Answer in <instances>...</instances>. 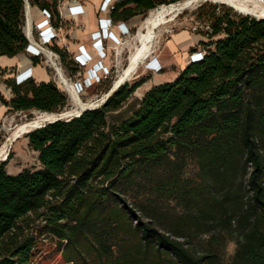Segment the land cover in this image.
<instances>
[{"label":"trees","instance_id":"16d2710c","mask_svg":"<svg viewBox=\"0 0 264 264\" xmlns=\"http://www.w3.org/2000/svg\"><path fill=\"white\" fill-rule=\"evenodd\" d=\"M178 1L125 0L114 16H146ZM28 2L57 14L58 0ZM236 15H211L203 58L146 91L130 117L107 123L147 81L26 134L38 168L12 175L11 155L0 161V264H34L44 234L64 264H264V18ZM25 18L24 0H0V56L27 54ZM10 88L9 103L0 94L9 112L69 110L52 80ZM189 159L199 168L195 178L184 177ZM151 172L154 199L133 207L112 201L124 179ZM229 242L236 247L226 262Z\"/></svg>","mask_w":264,"mask_h":264},{"label":"rangeland","instance_id":"374dc122","mask_svg":"<svg viewBox=\"0 0 264 264\" xmlns=\"http://www.w3.org/2000/svg\"><path fill=\"white\" fill-rule=\"evenodd\" d=\"M151 11H149L147 15L144 16L142 22H144L146 17L149 16ZM237 12L226 4L212 3L209 1L199 2L197 5L187 7L186 10L184 9L182 13L178 14L179 16L177 15L174 21L161 25L155 31L154 34L156 43L150 59L147 60L146 62L144 60L143 63L139 66L138 71H136V73L131 76L130 80L129 79L128 81L126 80L127 82H125V84H128L129 86H133L134 83L139 81H147V82H145L141 87H139L129 97V99L122 105V107L119 110L110 112L108 114L107 123L109 125L117 124L120 121L130 117L136 111V109L139 107V103L145 93V90L149 87L148 86L149 81L152 84L156 81L155 77H152L153 75L162 74L161 80H165L166 78H169L168 72L165 70V67L161 63L160 64L163 67V69L160 72H150L148 70L149 67L148 64L151 59L153 58L158 59L162 55L159 53L163 49V45L168 41V39H171V36H173V34L182 31H189L193 34L204 36L205 31L201 30V27L207 24V22L210 20L211 15L213 14L223 15L224 13H229L232 16H237L236 15ZM141 25L131 30L129 35L126 37V40L124 39L125 43H123V45L118 47L119 56H115V51L114 50L112 51V55H111L112 64L110 66H106L108 72L103 82H101L100 84H93V86L88 87L86 92H84L83 94H79L80 99L83 102L87 103V102H95L97 100H100L104 96V94L111 89L113 84L120 79V74L122 69L127 68L129 66V57L130 54H132V52L135 49V44L137 43L136 38H138L136 36L138 35V31L141 28ZM64 36L65 33L63 30L60 33V38L64 40ZM47 64H49V62ZM60 68L65 78H67V80H69L71 83L73 82V84L78 80L81 83H84L86 79L85 77L88 76L87 68L80 71L79 75L67 69L65 65L62 63V61ZM47 70L51 80L54 81L55 84L58 85V87L61 90H63L69 97L70 99L69 110H74L76 105L73 102V99L70 97L69 93L62 88V84H60L59 82L58 72H56L52 67L49 68L48 66H47ZM31 114L32 115L30 116L27 114H20L16 116V120L11 125V127L9 126V129L14 128L13 130L15 131L18 128V126H20L21 124H25L26 122L33 120L37 114L35 113V111L31 112ZM13 142H11V144H9L8 146V156L11 151V149L9 148H11ZM12 151H13L12 153L13 156L17 154V159L12 161L9 164V166L6 167L9 174L15 175L24 169H36L38 168V166H40L36 154L33 153L30 150V148L27 146L26 139H20L19 141L15 142ZM198 169L199 168L196 165V162L192 159H189L183 171L184 177L195 178ZM155 174L156 172L155 173L151 172L148 173L146 176H143L144 174L135 173L132 176L124 179L120 184H118L115 196H112V201H119L120 199H124L129 207H133L135 205H138L140 202L154 199L155 198L154 185L156 183L155 178L157 176V174L156 175ZM158 201L161 202V200ZM168 206L170 209H175L176 211L180 210V208L176 207L174 201H168ZM137 213L140 214V212ZM235 247L236 246L233 242H229L227 244L226 254L224 257V260L226 262L230 260L231 256L235 251ZM34 253H35L34 264H64L63 260H61V251L59 250L57 244L55 243V241H52L46 234L38 238V245Z\"/></svg>","mask_w":264,"mask_h":264},{"label":"crops","instance_id":"0c3cea01","mask_svg":"<svg viewBox=\"0 0 264 264\" xmlns=\"http://www.w3.org/2000/svg\"><path fill=\"white\" fill-rule=\"evenodd\" d=\"M104 0H77V2L65 1L67 6L63 10V17L65 19L64 26V40L60 39L58 42V47L62 50L68 51L67 55L69 58L73 55L79 54V48L83 46L84 52L87 56L93 57V63L100 60L92 40V33L99 30V21L101 19L112 18L117 23H125L126 26L133 30L141 25L142 19L144 16L141 14H136L128 18H116L114 16V10L112 12H102L101 6ZM125 0H117L116 7L121 5ZM64 4V5H65ZM133 4H130L129 7H133ZM71 7V9L69 8ZM122 11L119 9V12ZM28 16L30 21L34 24L43 20V16L40 8L37 6L29 5L28 7ZM114 33L117 36H120V32L117 28L113 29ZM207 39L202 35H196L189 31H182L179 33L173 34L171 39L163 45V49L159 54H162L158 59L159 62L165 67V70L168 72V77L165 80H161L162 74H155L152 77H155V82L152 84L149 81V87L145 90L148 91L151 87L155 85L162 84L165 82L175 80L178 75L188 66V55L194 51H200L202 46L201 42H206ZM106 56L103 59L104 65L110 66L112 64V51L115 48V43L111 40L104 41ZM32 68L33 76L37 82H48L51 80L47 68L42 64H34L31 62L28 54H21L14 57L0 56V94L4 100L9 103L14 98V93L10 88V84L14 83V78L16 74L21 73L22 71ZM11 109L10 105H7L0 101V147L9 146L11 142L7 141L13 133V129H9V126L14 123L16 116L20 115L19 113L9 112ZM10 124V125H9ZM8 138V139H7ZM22 139V138H20ZM18 139L17 141H19ZM27 146L29 147V142L27 138ZM16 141V142H17ZM4 143V144H3ZM11 145V159L9 164L17 159V154L12 155L13 145ZM30 148V147H29ZM30 150L36 154L38 158V153ZM8 172V171H7Z\"/></svg>","mask_w":264,"mask_h":264},{"label":"built area","instance_id":"2783aa9c","mask_svg":"<svg viewBox=\"0 0 264 264\" xmlns=\"http://www.w3.org/2000/svg\"><path fill=\"white\" fill-rule=\"evenodd\" d=\"M24 1L26 18L23 32L25 33V36L28 40L26 52L29 57L39 58L41 60V64L44 65L45 68H47V66L49 68L52 67L57 72L58 67L61 66L62 60L59 52L54 50L53 47L58 46L57 41L61 39L60 33L64 30L65 19L63 17V10L67 6V4H65L66 0H58L59 3L57 5V14H51V12H49L48 10L40 9L44 18L43 20L35 24L30 21L28 16V7L31 4L28 2V0ZM69 2H77V0H69ZM116 2L117 0H104L101 6V11L109 13L112 12L117 5ZM69 8L71 9V7ZM114 28H117L119 30L120 36H117L114 33ZM201 30H204L205 32L212 31L210 24L202 26ZM130 31L131 30L126 26L125 23H117L112 18H109V20L101 19L99 21V30L92 33L91 37L94 41L93 45L98 55L100 56V60L93 63V57L87 56L85 54L83 46L79 48L78 55H73L69 58L78 67V71L76 72L77 75L80 74V71L87 68L88 76L85 77L86 79L84 78L85 82L81 83L78 80L73 84L78 95L86 92L89 86H93V84H100L106 78L105 76L107 75L108 69L103 62V59L107 53L105 52L104 41H107V39L113 41L116 46L115 49H113L115 51V56H119L118 47L125 43L126 37L129 35ZM64 51L66 53L68 52L66 50ZM204 55V49H201L200 51L191 52L188 55V63L200 61ZM48 62L49 64H47ZM148 66V70L150 72H160L163 69L157 58L151 59L149 61ZM32 79H34L32 68H28L22 71L21 73L16 74L14 78V83L17 86H21L24 85L25 82L27 83ZM106 94L107 93H105L104 96Z\"/></svg>","mask_w":264,"mask_h":264},{"label":"bare ground","instance_id":"6f19581e","mask_svg":"<svg viewBox=\"0 0 264 264\" xmlns=\"http://www.w3.org/2000/svg\"><path fill=\"white\" fill-rule=\"evenodd\" d=\"M205 1L226 4L233 8L236 12L238 11L239 14L246 13L257 19L264 18V0H184L174 4L158 6L155 10L151 11L149 16L146 17L144 22H142L141 28L139 29L138 35L136 36L138 38H136L137 43L135 44V49L129 57V66L122 69L120 79L115 82L114 89L120 85H123L128 81V79L130 80L131 76L135 74L136 71H138V68L143 63V61L145 60L146 62L150 59L156 43L154 34L161 25L174 21L177 15L182 13L184 9L186 10L187 7L197 5L199 2ZM57 72L59 76V82L62 84V88L69 93L76 105L73 112L78 113L81 109L95 105L96 102L86 103L80 99V96L77 94L73 83L65 78L60 67H58ZM35 113L37 114L36 117L33 120L18 126V128L13 131L11 137L7 141L16 142L20 138L23 139L30 131L54 118V115L51 113ZM7 144H5L3 147H0V159L2 160H5L8 157Z\"/></svg>","mask_w":264,"mask_h":264},{"label":"water","instance_id":"95a60500","mask_svg":"<svg viewBox=\"0 0 264 264\" xmlns=\"http://www.w3.org/2000/svg\"><path fill=\"white\" fill-rule=\"evenodd\" d=\"M114 86H115V83L112 86V88L107 92V94L102 99L95 101L96 103H95L94 106H89V107H86L84 109H81L78 113L73 112V110H69V111L66 110V111H64L62 113H58V114L51 113L52 115H54V118L51 119L50 121H47L44 124L36 127L35 129H37V128H39V127H41V126H43V125H45L46 123H49V122H53V121H57V120H63V119H71L72 117H78L86 110L100 108L108 100V98L117 90V88L121 87L122 85H120L119 87H116L115 89H114ZM35 129H33L32 131H34ZM0 161H6V160L0 159Z\"/></svg>","mask_w":264,"mask_h":264}]
</instances>
